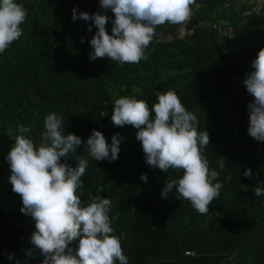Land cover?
Here are the masks:
<instances>
[{
  "label": "trees",
  "instance_id": "16d2710c",
  "mask_svg": "<svg viewBox=\"0 0 264 264\" xmlns=\"http://www.w3.org/2000/svg\"><path fill=\"white\" fill-rule=\"evenodd\" d=\"M224 1L228 3L196 0L199 7L192 6L188 26L200 20L227 23L236 26L232 38L218 36L213 28H198L193 36L159 42L160 32L176 35L179 27L165 23L155 29L147 61L120 65L107 57L91 60L89 40L96 28L92 25L90 32L91 21L71 18L74 7L78 13L103 12L99 0H15L27 15L20 38L0 53V264L43 260L30 242L34 222L20 212L21 198L9 183L6 156L14 143L8 137L10 127H30L27 135L38 144L43 118L50 112L61 117L65 134L82 141L93 129L109 144L114 133L123 138L115 161H94L82 144L65 162L73 168L81 159L88 162L77 195L82 206L96 196L112 201L110 217L119 214L112 223L113 235L120 239L129 264H264V196L253 191L258 181L264 186V142L247 134V105L253 97L244 85L238 90L234 81L243 83L264 47V14L244 19L242 11L255 3ZM107 15L111 34L114 16L110 10ZM168 90L197 115L198 130L209 133L202 154L209 169L220 173L223 187L204 215L175 192L162 198L166 180L182 172L149 167L137 130L111 121L118 96H135L151 109L156 92ZM218 157L226 158L223 170ZM245 169H251L252 178L243 176ZM141 174L147 175V182L140 180Z\"/></svg>",
  "mask_w": 264,
  "mask_h": 264
},
{
  "label": "clouds",
  "instance_id": "9594fccd",
  "mask_svg": "<svg viewBox=\"0 0 264 264\" xmlns=\"http://www.w3.org/2000/svg\"><path fill=\"white\" fill-rule=\"evenodd\" d=\"M193 5L199 7L196 0H99L103 12L78 13L74 7L71 18L91 21L90 32L92 25L96 28L89 40L91 60L107 57L120 65L137 64L148 60L146 49L156 35V27L165 23L186 24ZM109 10L114 16L111 34L106 30ZM26 15L22 4L0 0V53L20 38V25ZM250 68L243 80L247 93L253 97L247 105V134L257 142H264V47L259 49ZM155 95L157 102L151 109L145 100L135 96H118L112 105L111 121L116 127L131 125L137 130L136 139L149 167L163 173L169 169L182 172L179 178L166 180L162 198L175 192L178 199L190 201L199 214H207L223 187L218 179L220 173L209 169V162L202 154L210 143L209 133L198 130L197 115L185 108L174 91H157ZM29 132L30 127L24 125L18 124L15 131L10 127L8 137L14 143L6 160L12 191L22 201L20 212L34 222L30 242L43 256L41 264H116L117 261L129 264L120 239L113 235L112 223L119 214L110 217L112 201L96 196L82 206L77 195L88 162L81 159L74 168L65 162L82 144L87 145L94 161L117 160L123 139L120 134L114 133L109 144L102 132L93 129L87 140L82 141L75 134L64 133L63 120L55 112L43 118L38 144L27 135ZM217 164L223 170L226 158L218 157ZM242 174L253 176L251 169H245ZM139 178L147 182L146 174ZM253 191L257 197L264 196V186L259 181ZM74 241H78L75 248L70 246ZM26 255L32 256L33 250H27ZM12 258L8 256L9 260Z\"/></svg>",
  "mask_w": 264,
  "mask_h": 264
},
{
  "label": "built area",
  "instance_id": "2783aa9c",
  "mask_svg": "<svg viewBox=\"0 0 264 264\" xmlns=\"http://www.w3.org/2000/svg\"><path fill=\"white\" fill-rule=\"evenodd\" d=\"M264 14V5L260 3H255L244 9L241 13L244 19L249 18L254 15ZM190 20L186 24H181L177 28L176 35L173 33L160 32L157 41L159 42H170L176 38L184 39L195 35L198 28L208 29L213 28L217 31L218 36L232 38L234 36L236 26L223 23V22H213L210 20H200L192 26H188Z\"/></svg>",
  "mask_w": 264,
  "mask_h": 264
},
{
  "label": "rangeland",
  "instance_id": "374dc122",
  "mask_svg": "<svg viewBox=\"0 0 264 264\" xmlns=\"http://www.w3.org/2000/svg\"><path fill=\"white\" fill-rule=\"evenodd\" d=\"M200 1L203 2L204 0H200ZM244 1L252 2V3H260V4L264 5V0H244ZM234 81L237 84L238 90H240L242 88V86H243V83L240 81L239 78H236Z\"/></svg>",
  "mask_w": 264,
  "mask_h": 264
},
{
  "label": "crops",
  "instance_id": "0c3cea01",
  "mask_svg": "<svg viewBox=\"0 0 264 264\" xmlns=\"http://www.w3.org/2000/svg\"><path fill=\"white\" fill-rule=\"evenodd\" d=\"M219 2H224V3H228V2H225L224 0H218Z\"/></svg>",
  "mask_w": 264,
  "mask_h": 264
}]
</instances>
